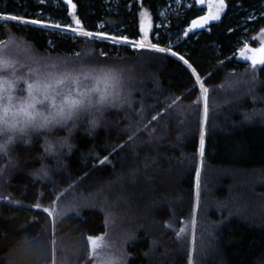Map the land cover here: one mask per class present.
Segmentation results:
<instances>
[{"label":"trees","instance_id":"1","mask_svg":"<svg viewBox=\"0 0 264 264\" xmlns=\"http://www.w3.org/2000/svg\"><path fill=\"white\" fill-rule=\"evenodd\" d=\"M72 2L70 12L63 0H0V13L47 15L85 31L137 39L144 8L153 22L150 41L183 60L0 21L5 37H23L43 53L50 49L47 54L89 56L86 63L114 66L127 80L124 106L108 111L94 135L82 126L70 155H49L35 136L30 145L17 144L18 163L5 159L0 264H50L69 239L80 242L74 262L81 264L87 238L106 231V208L126 233L128 264H261L264 62L242 61L237 49L243 39L257 46L264 0H225L219 21L197 29L190 22L203 14L205 0L180 4L167 26L158 22L169 0ZM89 185L95 192L87 205L57 220L43 209L61 190Z\"/></svg>","mask_w":264,"mask_h":264},{"label":"clouds","instance_id":"2","mask_svg":"<svg viewBox=\"0 0 264 264\" xmlns=\"http://www.w3.org/2000/svg\"><path fill=\"white\" fill-rule=\"evenodd\" d=\"M9 36L0 44V156L9 162L18 163L17 144L35 136L49 155H70L82 126L94 135L106 113L127 102L126 77L114 66L68 62Z\"/></svg>","mask_w":264,"mask_h":264},{"label":"rangeland","instance_id":"3","mask_svg":"<svg viewBox=\"0 0 264 264\" xmlns=\"http://www.w3.org/2000/svg\"><path fill=\"white\" fill-rule=\"evenodd\" d=\"M193 0H169L168 4L163 7L160 11V20L158 24H164L167 26V18L170 13H174L177 9H179L180 4L185 2L186 5H190ZM206 8L203 14L196 19L190 22V25L197 23L198 28L207 27L210 23L219 21L220 17L225 11L226 4L225 0H205ZM44 16V15H43ZM42 16V17H43ZM140 17V31L141 36L139 37L147 46L139 47L132 44H121L107 38H100L96 35H89L88 31L81 30L76 26L63 25L60 21L51 20L49 16L45 15L44 19H21L15 16L4 15L0 13V21L5 19H10L13 21H21L25 23H30L39 28L57 31L60 33L69 34L70 36L74 35H85L92 39H97L101 41L108 42L110 44H115L117 46L125 45L133 50L140 49H148V50H158L160 48L155 43L150 41V32L153 27V22L150 13L146 9H142L139 14ZM43 21V22H42ZM39 24V25H38ZM68 27L69 31H65L66 29H59L56 27ZM72 27V28H71ZM77 29H80L77 31ZM92 34H104L105 36H111L102 31H92ZM119 38H127L124 36H114ZM254 39L257 41V46H252L250 41L243 39L242 45L237 49V57L242 61L248 62H264V28H262L255 36ZM12 40L10 37H5L2 31L0 30V44H4L5 46L8 43H11ZM149 46V47H148ZM156 46V47H155ZM50 49H45L46 53H49ZM161 51V50H160ZM162 51H171L170 49H163ZM71 56H56L53 54H49L51 56L61 57L68 62H76V63H86L89 56L77 55L76 52ZM57 132H62L61 130H57ZM2 156H0V160ZM5 157H3V169H0V177L5 175L8 169L5 168L6 164ZM0 167V168H1ZM3 172L1 173V171ZM264 181V177H263ZM95 192L94 186L89 185L88 187L79 188L78 190H69L64 189L57 193L55 201L43 207L45 211H47L53 218V220H57L60 217L71 213L73 210H77L81 207V204L87 205L91 201H94V196L90 193ZM262 214L264 215V196L261 203ZM115 213L112 209L106 208L105 210V223H106V231L103 234L98 236H90L87 238L88 250L84 260L81 264H128V253H127V236H125V232L120 230V226L116 221ZM121 231V232H120ZM57 249L54 250L56 253ZM80 242L75 239H69L67 241H62L59 248V254L54 257L53 261L50 264H75L76 261L80 257ZM264 264V255L262 259V263Z\"/></svg>","mask_w":264,"mask_h":264},{"label":"bare ground","instance_id":"4","mask_svg":"<svg viewBox=\"0 0 264 264\" xmlns=\"http://www.w3.org/2000/svg\"><path fill=\"white\" fill-rule=\"evenodd\" d=\"M48 19H51V18H48ZM52 20V19H51ZM43 22V21H42ZM25 23V22H24ZM39 25V24H38ZM65 26V25H64ZM56 28H59V29H66L65 31H69V28L68 27H56ZM72 28V27H71ZM80 29H77V31H79ZM86 32V31H85ZM89 32V31H88ZM87 34V33H86ZM90 35H96L97 37H100V38H107L108 40H111V41H114V42H117V43H125V44H132V45H135V46H139V47H144V46H147V44H145L140 38L138 39H125V38H119V37H114L113 35L111 36H105L104 34H92L91 32H89ZM69 36V35H68ZM101 41V40H100ZM242 43V42H241ZM149 47V46H148ZM156 47V46H155ZM163 47L160 48H157L158 50H162ZM165 49V48H163ZM138 50V49H137ZM168 50V49H167ZM172 51V50H171ZM167 52V51H166ZM168 53L174 55L176 57V53L173 51V52H170L168 51ZM179 55V54H178ZM89 61V59H87ZM87 61V62H88ZM82 262V261H81Z\"/></svg>","mask_w":264,"mask_h":264},{"label":"water","instance_id":"5","mask_svg":"<svg viewBox=\"0 0 264 264\" xmlns=\"http://www.w3.org/2000/svg\"><path fill=\"white\" fill-rule=\"evenodd\" d=\"M63 1H64L66 4L69 5V10H70V12H73V10H74V4H73L72 0H63ZM198 26H199V25H198L197 23L192 24V28H193V29H197ZM176 57L179 58V59H181V60H183V58L180 57V56L177 55V54H176ZM253 63H254V62H253Z\"/></svg>","mask_w":264,"mask_h":264},{"label":"built area","instance_id":"6","mask_svg":"<svg viewBox=\"0 0 264 264\" xmlns=\"http://www.w3.org/2000/svg\"><path fill=\"white\" fill-rule=\"evenodd\" d=\"M87 34H89V33H87ZM90 35V34H89ZM126 39H131V38H126Z\"/></svg>","mask_w":264,"mask_h":264}]
</instances>
